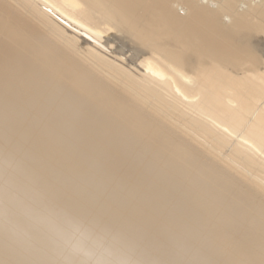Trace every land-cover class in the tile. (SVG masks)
I'll use <instances>...</instances> for the list:
<instances>
[{
    "label": "bare ground",
    "instance_id": "obj_1",
    "mask_svg": "<svg viewBox=\"0 0 264 264\" xmlns=\"http://www.w3.org/2000/svg\"><path fill=\"white\" fill-rule=\"evenodd\" d=\"M262 42L264 0H0V264H264Z\"/></svg>",
    "mask_w": 264,
    "mask_h": 264
},
{
    "label": "rangeland",
    "instance_id": "obj_2",
    "mask_svg": "<svg viewBox=\"0 0 264 264\" xmlns=\"http://www.w3.org/2000/svg\"><path fill=\"white\" fill-rule=\"evenodd\" d=\"M227 19V18H226ZM259 46H261L262 48H264V42L260 43ZM264 53V52H263Z\"/></svg>",
    "mask_w": 264,
    "mask_h": 264
}]
</instances>
